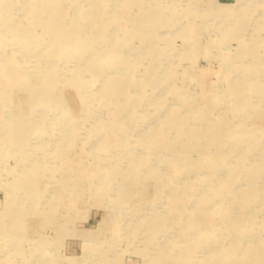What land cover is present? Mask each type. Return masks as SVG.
Instances as JSON below:
<instances>
[{
    "label": "rangeland",
    "instance_id": "374dc122",
    "mask_svg": "<svg viewBox=\"0 0 264 264\" xmlns=\"http://www.w3.org/2000/svg\"><path fill=\"white\" fill-rule=\"evenodd\" d=\"M0 93V264H264V0H0Z\"/></svg>",
    "mask_w": 264,
    "mask_h": 264
},
{
    "label": "bare ground",
    "instance_id": "6f19581e",
    "mask_svg": "<svg viewBox=\"0 0 264 264\" xmlns=\"http://www.w3.org/2000/svg\"><path fill=\"white\" fill-rule=\"evenodd\" d=\"M73 50H75V49H73ZM73 52V51H72ZM42 79V78H41ZM42 82V81H41ZM40 84V83H39ZM43 84V83H42ZM35 87V86H34ZM37 90V89H36ZM37 93V92H36ZM0 95H3V94H1L0 93ZM4 95H6V94H4ZM7 96V95H6ZM18 135H20L19 133H18ZM22 136H23V132H22ZM23 183V182H22Z\"/></svg>",
    "mask_w": 264,
    "mask_h": 264
}]
</instances>
